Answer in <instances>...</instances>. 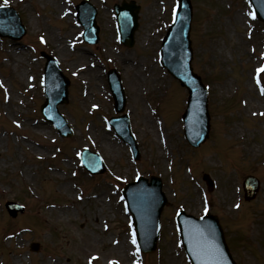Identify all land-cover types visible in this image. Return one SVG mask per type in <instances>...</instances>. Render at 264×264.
I'll return each instance as SVG.
<instances>
[{
    "label": "rangeland",
    "instance_id": "1",
    "mask_svg": "<svg viewBox=\"0 0 264 264\" xmlns=\"http://www.w3.org/2000/svg\"><path fill=\"white\" fill-rule=\"evenodd\" d=\"M4 1L21 14L27 32L15 43L0 39L4 86L0 87V264H127L132 260L129 217L117 201L115 176L131 181L135 172L161 177L167 202L159 251L143 258V264H180L173 214L182 209L199 217L206 205L220 222L235 261L264 264V126L257 116L264 98L258 99L249 73L253 61L249 49L259 44L255 41L260 33L256 29L254 41L250 31L245 37L243 0L192 2L194 70L206 79L211 98L210 137L196 149L181 135L177 114L183 93L173 88L166 100H160L164 84L165 88L169 84L150 66L170 24L167 5L165 15L155 0H136L141 4L137 42L131 49L120 45L116 50L111 17L99 0H87L100 6L95 46L86 45L81 30L73 26L74 6L81 0H0V4ZM11 46L22 50L16 53ZM107 48L116 55H108ZM40 51L57 58L70 82V103L60 109L75 129L67 139L59 138L39 116L44 101ZM100 62L106 68L117 66L122 74L140 152L136 163L113 132L105 131L101 116H86L85 111L97 105L103 115L111 113L107 93L102 95L106 71ZM78 113L87 123L78 121ZM73 119L80 122L78 127ZM88 146L100 153L107 171L93 178L78 171L74 177L76 150ZM204 172L215 183L213 191L201 181ZM249 174L262 180V188L253 202L245 204L238 188ZM7 201L19 203L23 213L9 216L4 209ZM235 202L238 210L232 208ZM32 244L39 249L30 250ZM125 251L129 257L123 256Z\"/></svg>",
    "mask_w": 264,
    "mask_h": 264
},
{
    "label": "water",
    "instance_id": "2",
    "mask_svg": "<svg viewBox=\"0 0 264 264\" xmlns=\"http://www.w3.org/2000/svg\"><path fill=\"white\" fill-rule=\"evenodd\" d=\"M257 15L261 20L264 21V0H251ZM124 11L131 13V34L135 29V8L132 4L125 5L121 8H117V19L121 28V22L125 24L126 16L123 14ZM189 15V13H188ZM121 30V29H120ZM120 33L123 34V41L125 42L127 34L123 33L122 30ZM121 34V35H122ZM189 48L187 43V25H180V21L174 23L170 28L165 40L162 49V60L161 63L168 69V71L179 81L187 87L190 93V99L188 102V110L184 116V122L186 123L185 134L189 136V133L192 134L194 127L196 126L197 120L200 117V109L198 106L197 97L201 98V101L204 102L203 94H200L201 85L195 76L192 75L190 70V60L187 58ZM204 91V90H203ZM199 99V98H198ZM206 106L204 105L203 108ZM52 108V101H49L46 105V111L49 113V109ZM200 131L202 134L196 140V143L203 140L208 131L207 121L202 124ZM153 191L156 193L158 191V186L156 183H152ZM155 187V189H154ZM130 198L128 204L130 210L135 216V223L138 229V236L142 242L147 240V235L144 230V223L147 222V217L143 213L139 205H144L151 203L150 193H141L136 194L135 196L128 197ZM154 218L155 221L151 227L152 236L149 238L150 242L146 245L147 248L143 250H152L154 248V242L156 239L157 224L156 219L158 217L161 204L157 203L154 205ZM211 224L206 230L199 227H195L191 232H188L184 238L186 249L191 255V260L193 264H231L226 255V250L222 243L221 235L219 230L213 220H209Z\"/></svg>",
    "mask_w": 264,
    "mask_h": 264
},
{
    "label": "bare ground",
    "instance_id": "3",
    "mask_svg": "<svg viewBox=\"0 0 264 264\" xmlns=\"http://www.w3.org/2000/svg\"><path fill=\"white\" fill-rule=\"evenodd\" d=\"M12 49H14L13 51H15L16 53H20L21 50H22L21 47H19V48H16V47L13 48V47H12ZM16 53H14V55H15ZM16 55H18V54H16ZM129 85H130V84H129ZM41 126H44V125H41ZM44 127H45V126H44Z\"/></svg>",
    "mask_w": 264,
    "mask_h": 264
},
{
    "label": "snow or ice",
    "instance_id": "4",
    "mask_svg": "<svg viewBox=\"0 0 264 264\" xmlns=\"http://www.w3.org/2000/svg\"><path fill=\"white\" fill-rule=\"evenodd\" d=\"M261 70H264V69H261ZM133 243H135V240H133Z\"/></svg>",
    "mask_w": 264,
    "mask_h": 264
}]
</instances>
